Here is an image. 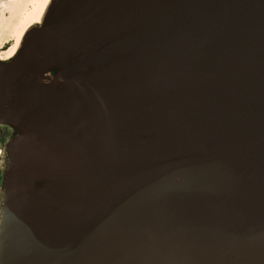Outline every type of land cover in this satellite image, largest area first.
Here are the masks:
<instances>
[{"label":"water","instance_id":"water-1","mask_svg":"<svg viewBox=\"0 0 264 264\" xmlns=\"http://www.w3.org/2000/svg\"><path fill=\"white\" fill-rule=\"evenodd\" d=\"M0 126V264H264V0H49Z\"/></svg>","mask_w":264,"mask_h":264},{"label":"bare ground","instance_id":"bare-ground-1","mask_svg":"<svg viewBox=\"0 0 264 264\" xmlns=\"http://www.w3.org/2000/svg\"><path fill=\"white\" fill-rule=\"evenodd\" d=\"M28 1L29 0H12L10 4V9L8 10L9 18L0 20V47L4 44L2 43L3 32L5 31L13 32V43L8 47H6V49L4 50L5 56L4 57L0 56V60L9 59L10 57L13 56V54L16 52L18 48L24 30L28 26L40 22L43 11L49 0H34L35 1L34 9L33 11L30 12L27 11L26 9V5ZM17 16H23L25 18H29L30 19L29 25L24 26V24L21 23L19 28H13L11 21L13 19H16Z\"/></svg>","mask_w":264,"mask_h":264},{"label":"rangeland","instance_id":"rangeland-1","mask_svg":"<svg viewBox=\"0 0 264 264\" xmlns=\"http://www.w3.org/2000/svg\"><path fill=\"white\" fill-rule=\"evenodd\" d=\"M11 2L12 0H0V20L9 18L8 10L10 9ZM34 5H35V1L29 0L26 5L27 11L29 12L33 11ZM21 23H23L24 26L29 25L30 19L25 18L23 16H17L16 19H13L11 21L13 28H19ZM2 38H3L2 43L4 44L0 47V56L4 57L5 56L4 50L6 49V47H8L9 45L13 43V32L12 31L3 32Z\"/></svg>","mask_w":264,"mask_h":264},{"label":"flooded vegetation","instance_id":"flooded-vegetation-1","mask_svg":"<svg viewBox=\"0 0 264 264\" xmlns=\"http://www.w3.org/2000/svg\"><path fill=\"white\" fill-rule=\"evenodd\" d=\"M6 136H7L6 129L0 126V155L2 153V148H3ZM1 179H2V174L0 170V182H1Z\"/></svg>","mask_w":264,"mask_h":264}]
</instances>
